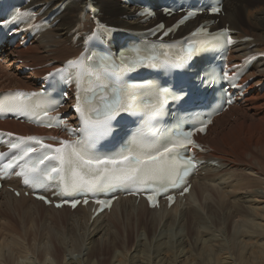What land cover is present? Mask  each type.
<instances>
[{"label": "bare ground", "instance_id": "bare-ground-1", "mask_svg": "<svg viewBox=\"0 0 264 264\" xmlns=\"http://www.w3.org/2000/svg\"><path fill=\"white\" fill-rule=\"evenodd\" d=\"M235 1H226L225 17L221 16L223 25L229 23L231 28L239 30L237 36L249 35L254 37L256 42L262 43L252 50H264V0H248L247 8L235 4ZM40 2H51L52 8L61 2L70 3L62 14L61 23L54 30L45 33L33 46L18 50L24 59L30 60V63L45 64L50 60H58L62 64V61L76 55L78 49L70 43L71 37L67 33L77 24L79 13L93 3L99 8L103 21L109 25L144 30L155 24H137L128 19L137 9L131 8L122 0H36L33 4ZM245 12L248 16L251 14L247 20L250 23L243 20L246 26L240 20ZM207 19L210 18L199 17L191 24L190 29ZM161 20L163 18L158 19ZM188 31L189 29L180 32L177 37ZM5 53L7 62L4 65L0 64V89L21 86L25 82L19 75L22 63L10 52ZM263 74L264 64L253 69L249 77L256 76L253 80L255 85L264 82ZM0 127L20 132L32 129L31 126L15 121L0 122ZM202 138L216 149L209 155L218 159L222 165H213L209 174L200 175L193 184L191 193L178 200L172 208L164 207L152 211L143 200L137 205L138 202L134 199L121 198L114 203L110 213H103L92 220L87 208L81 207L76 211L45 208L33 197H26L25 190H20L21 194H13L2 188L0 192L7 195L9 198L7 200H20L30 205L29 210L25 212L29 215V221L34 222L37 227L35 225L31 227L33 243L29 244V241L16 237L5 225L0 224V264H18L20 257L26 260V262L22 260L24 263L20 261L23 264H38L35 263L37 258H44L43 264H53L50 262L52 253L49 241L54 243L61 264H94L88 257L94 258L103 251L115 256L113 260L110 258L106 260L107 262L98 257L97 262L100 264H118L116 258L122 264H155V257H159L157 264H172L175 258L180 262L188 261L190 264H264V202L255 199L263 198L264 201V90L260 94H253L246 103L236 105L222 114ZM253 187H256L255 191L252 189L255 196L236 195L233 198L237 189L250 190L249 188ZM197 191L198 197L195 195ZM0 203V208L2 206L5 208L4 211L0 210V222L4 219L5 221H2L8 222L21 237L23 229L26 228L25 224H22V221L17 222L18 226L14 224L13 208L10 204H7V207L3 205V201ZM199 208L206 210L208 219ZM178 213L181 215L180 218ZM186 219L190 223L188 233L178 238L174 248L171 242L165 239L170 234L169 231L174 230L177 222L175 230L176 235L179 234V226L183 225ZM17 220L19 221V218ZM21 226H24L23 229ZM112 226L115 227V231L112 230ZM160 226L164 229L157 235ZM217 232L222 235L221 238H218ZM96 233L102 235L97 237ZM23 235L27 236V231ZM104 237L106 240L102 243ZM154 238L158 241L154 245L157 250L152 253L146 242L147 240L152 242ZM201 238L203 240L200 242ZM100 241L102 244H99ZM39 242H43L42 249L37 246ZM69 242L73 244L75 249L73 251L80 254L84 252L82 251L84 245H90L87 246L85 253L89 256L85 258L84 255L80 259H75L72 255L66 258L67 255H63L65 251L63 248Z\"/></svg>", "mask_w": 264, "mask_h": 264}, {"label": "snow or ice", "instance_id": "snow-or-ice-1", "mask_svg": "<svg viewBox=\"0 0 264 264\" xmlns=\"http://www.w3.org/2000/svg\"><path fill=\"white\" fill-rule=\"evenodd\" d=\"M211 11L218 13V7L211 8ZM196 10L189 11L180 21L194 17ZM30 12H17L13 16L16 21L22 16H31ZM163 28V25H159ZM102 31H108L104 26H100ZM169 29L168 32H171ZM165 32L164 35H168ZM201 27L193 35L205 33ZM211 35V34H209ZM96 33H93V37ZM226 38L228 43H232L227 30L215 34L212 39L219 43ZM194 53V47L189 45L184 58H190ZM157 59L154 55L147 54L145 50L134 48L124 54L119 63L110 58L101 57L96 67L97 71L106 74V79H114L109 84L97 83L95 87L91 84L78 91L77 105L75 110L80 113L81 128L80 136L76 139H65L59 141V146L44 143L43 138L37 136L16 137L14 142L8 143L10 149L16 150V154L3 164V169L11 170L19 165L20 171L16 174L22 176L25 184L32 183L33 186H42L47 182H59L65 192H102L106 186L122 183L131 187L125 190L132 193L141 191L159 194L169 187H175L178 181H182L188 174V170L194 167L193 162L184 159L183 151L191 145L199 147L192 139L194 132L205 131L206 125L211 123V118L206 121H199L198 125H193L192 130L184 131L178 126L173 131L161 133L150 138L143 131L133 134L124 142L117 151L111 154L102 153L97 145L108 138L116 139L115 126L113 121L121 112L133 111L140 108L147 110L150 118L161 114L160 109L167 102L161 97L165 93L170 94L174 102H179L188 95L185 86L178 88L176 93H171L170 89L158 90L150 83L129 84L123 79L126 72L136 68L137 65L154 62ZM86 58L81 56L68 61V66L72 68L93 67L85 64ZM174 67L181 65L175 64ZM57 69V73L63 72ZM49 75H53L50 73ZM225 79H231L225 73ZM150 92L155 99L143 104H137L138 92L140 90ZM43 91L36 92H16L0 103V110L19 113H32L30 119L34 122L44 123L47 127L61 126L67 127L59 117L51 116L50 111L56 106L46 103ZM231 103V100H228ZM42 117H47L44 121ZM71 135H75L77 130L67 128ZM5 135V134H0ZM11 137L12 133H7ZM50 139H57L51 137ZM5 157V153L0 152V160ZM21 161L23 163L21 164ZM44 200L45 197L40 196ZM153 207L156 206L155 195L148 196ZM169 200L173 197L169 196ZM67 202V201H66ZM79 200L71 201L75 207ZM88 203L87 200L84 201ZM102 207L110 206V201L97 200ZM58 207L61 205H57Z\"/></svg>", "mask_w": 264, "mask_h": 264}, {"label": "rangeland", "instance_id": "rangeland-1", "mask_svg": "<svg viewBox=\"0 0 264 264\" xmlns=\"http://www.w3.org/2000/svg\"><path fill=\"white\" fill-rule=\"evenodd\" d=\"M247 2H249L248 0H236L235 1V4L237 3L239 6H241L242 5V7L243 8H247V6H246V4H247ZM241 4V5H240ZM247 10V9H246ZM250 13V12H249ZM251 15V14H250ZM249 15V16H250ZM248 13L247 12H245V14H243V17H240V20H242L241 22H242V24L243 25H245L244 24V22H243V20L246 22V23H250V22H247V20H248ZM225 17V16H224ZM251 18V17H250ZM246 26V25H245ZM261 28H263V27H261ZM264 29V28H263ZM250 190H248V189H244V188H242V189H237V191L234 193V195H233V198L236 196V197H244V196H247L248 197V194L249 195H253V196H255L254 194V191H255V189H256V187H253V188H249ZM254 191H253V190ZM1 190V189H0ZM195 190H196V186H195ZM252 190V191H251ZM24 194V193H23ZM5 195V196H4ZM196 197H198V191L196 192ZM26 196V195H25ZM27 197V196H26ZM16 198H18L19 199V197L18 196H16ZM3 199V200H2ZM7 199H9L8 197H7V195L5 194V193H3L2 191L0 192V202L1 201H3L4 203H3V205L5 204V206L7 207V204H10L11 205V208H13V218H14V221H13V223L14 224H17V226H18V223L17 222H20V221H22L21 223L22 224H25V227L26 228H24V229H26V230H24L23 229V227L24 226H21V228L23 229V231L24 232H26L27 231V236H24L23 235V233L21 234L22 236L20 237V235H19V233H17L15 230H13V228L8 224V222H3V221H5L4 219H1V222H0V224H3V225H5V227L7 228V229H9L10 231H8V230H5V229H2V230H5V231H7V232H10V233H13L16 237H19L20 239H25V241L27 242V241H29V244H32L33 243V232H32V229H31V227L33 226V225H35L36 226V224H34V222H32V221H29V215L25 212L27 209L29 210V207H30V205L29 204H27L26 202H24V201H20V200H18V201H14V200H12V201H14V202H12L11 201V199L10 200H7ZM198 199V198H197ZM246 199V201L248 200V198H245ZM255 199L258 201V202H264L262 199L263 198H257V197H255ZM5 200V201H4ZM203 201H204V199H203ZM7 202V203H6ZM8 202H12V203H8ZM16 202V203H15ZM17 202H20V204H18ZM199 202V201H198ZM185 202H183V205H185L184 204ZM253 203H255L256 204V201H254ZM1 204V203H0ZM14 204V205H13ZM19 206H18V205ZM21 205V206H20ZM16 207V208H15ZM20 207V208H19ZM185 207H186V205H185ZM185 207H184V209H185ZM45 208H48V207H45ZM3 209H5L3 206L0 208V210L1 211H4ZM16 209V210H15ZM23 209V210H22ZM45 210H47V209H45ZM199 210L201 211V213L203 214V216L204 217H207V219L209 218V216L207 215V213H206V210H203V209H201V208H199ZM15 211H17V212H15ZM18 214V216L16 217V215ZM16 214V215H15ZM184 214V213H183ZM180 214L178 213V218H180ZM19 218V221L17 220L16 221V219H18ZM44 218V217H43ZM108 219V218H107ZM3 220V221H2ZM16 221V222H15ZM107 222H110L109 220H107ZM183 223V222H182ZM8 225V226H7ZM27 225V226H26ZM29 225V226H28ZM189 225H190V223L187 221V219H186V221H185V223L183 224V225H181V226H179V229H178V232H180L179 234H177L176 235V230H175V228H177V226H178V222H177V225L175 226V228H174V230L172 231V232H170L169 231V235H168V237L165 239V241H167L168 240V242H171V244L173 245V247L174 248H176V244H177V241H178V238L182 235V236H186V234L188 233V227H189ZM209 225H211V224H209ZM37 227V226H36ZM162 226H160L159 228H160V230H159V228H158V232H157V235L159 234V232L162 230V229H164V227H162ZM40 228H41V230H42V227L40 226ZM112 230H114L115 231V227L114 226H112ZM0 230H1V226H0ZM34 230V229H33ZM180 230V231H179ZM100 231V230H99ZM98 231V232H99ZM97 232V233H98ZM175 232V233H174ZM97 233H96V235H97ZM172 234H174V235H172ZM216 234H218V238H221V234H219L218 232L216 233ZM102 235V233H100V234H98L97 235V237H99V236H101ZM123 236H124V238H125V231H124V234H123ZM215 236V235H214ZM213 236V237H214ZM171 237V238H170ZM188 237V236H187ZM175 238V239H174ZM214 238H216V237H214ZM189 239H191L190 237H189ZM105 240H106V238L104 237V239H102V243H104L105 242ZM147 240V239H146ZM145 240V241H146ZM158 240H159V238H158ZM169 240H171V241H169ZM193 240H194V237H193ZM203 240V238H201L200 239V242ZM0 241H1V239H0ZM158 241H157V238L155 239L154 238V240L152 241V242H150V240H147V242L146 243H148V244H146L147 245V247H150V249H151V251H152V253H153V251L154 250H157V248L155 249L154 248V245L157 243ZM175 242V243H174ZM41 242H39L38 244H37V246L39 247V249H42L41 247L43 246V242L40 244ZM49 244V249H51V253H52V255H51V261L50 262H52L53 264H57L58 262L57 261H59L58 260V256H57V253H56V248L54 247V243L53 242H51V241H49L48 242ZM101 243V241H100V243L99 244H102ZM151 243V244H150ZM63 244V243H62ZM136 244H137V241H136ZM136 244H135V246H136ZM68 245V246H67ZM63 249L65 250L64 251V254L63 255H67L66 256V258H70V256H72L73 255V258L75 257V259H80L82 256H84L85 258H86V256L88 257L89 255L88 254H85V253H87V249L86 248H88L87 246H90V245H84L83 247V249H82V251H84L83 252V254H80L78 251H73V250H75L74 248H73V244L71 243V242H69L68 244H67ZM71 245V246H70ZM153 246V247H152ZM72 249V250H71ZM53 250V251H52ZM55 250V251H54ZM70 250H71V252H70ZM73 251V252H72ZM75 252V253H74ZM99 252H101V250L99 251ZM71 253H73V254H71ZM57 256V257H56ZM114 256L115 255H110V254H108V253H105V251H103V252H101V253H98V255L97 256H94V258L93 257H88V258H90V259H92L93 261H94V264H100L99 262H97L98 261V257L99 258H101L102 260L104 259V261H108L109 260V258L111 259V260H113V258H114ZM37 257H38V255H37ZM64 257V256H63ZM108 257V258H107ZM97 258V259H96ZM19 260V263L18 264H21L23 261L22 260H24L23 258L21 259V257L20 258H18ZM158 259H159V257H155L154 258V262L156 261V263L155 264H157V262H158ZM20 261H22L21 263H20ZM25 262H26V260H24ZM40 261L42 262V264L44 263V261H45V259L44 258H41V259H38L37 258V260H35V263L37 262L38 264L40 263ZM106 261V262H107ZM116 261H117V263L119 264H122L121 262H120V260L119 259H117L116 258ZM57 262V263H56ZM63 262L65 263L66 261L63 259ZM139 262H142V261H139ZM24 263V262H23ZM22 263V264H23ZM142 263H144V262H142ZM190 264V262H180L179 261V259H174V261L172 262V264ZM26 264H28V263H26ZM58 264H61V262L59 261V263Z\"/></svg>", "mask_w": 264, "mask_h": 264}]
</instances>
